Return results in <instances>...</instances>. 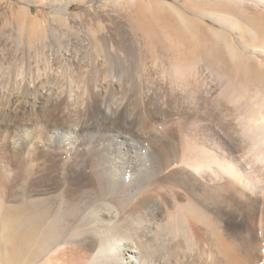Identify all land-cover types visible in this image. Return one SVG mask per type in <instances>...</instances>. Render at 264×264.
I'll return each instance as SVG.
<instances>
[{"label":"bare ground","instance_id":"1","mask_svg":"<svg viewBox=\"0 0 264 264\" xmlns=\"http://www.w3.org/2000/svg\"><path fill=\"white\" fill-rule=\"evenodd\" d=\"M212 1L232 6L237 13L232 12V19L227 15L211 18L237 31L240 37L251 35L253 43L247 46H251L252 55L247 59L256 65L254 72L263 73L264 41L259 38L264 35V16L250 14L246 4L251 1L264 6V0ZM71 2L63 0L57 10L61 17L66 15ZM10 10L19 25L26 22L31 26L30 9L20 14L10 3ZM210 32L215 40L223 35ZM21 37L22 34L19 48L24 43ZM53 39L56 40L54 35ZM31 41H27V51L35 45ZM78 46L80 52L88 51L81 42ZM228 46L227 51L235 59L237 52ZM248 67L244 64L242 70L250 73ZM4 78L0 106L2 100L10 103L3 114L13 113L15 120L18 114L28 117L27 125L35 130L18 134L14 120L0 136V162L11 172L6 177L0 175L1 264H51L53 258L49 257L58 259L55 264H264V147H246L248 139L243 136L248 135L250 128L242 127L247 128V134H239L236 122L232 126V142L238 143L232 147L218 146L219 141L227 145L230 137L214 120L204 125L216 142L191 143L183 136L181 125H189L198 139L200 107L212 112L216 109L215 100L199 99L194 104L196 99L190 106L185 102L183 107L166 100L152 103L143 98L122 103L105 99L120 85L99 84L85 88L92 98L84 101V120L71 126L63 121L67 116L58 111L69 112V106L78 101L69 94L65 97L62 85L29 97L32 83L25 73ZM261 81L264 84V78ZM44 96L49 97L47 102L52 106L43 104ZM36 109L43 110L41 117H33ZM259 121L264 123V113ZM98 122L109 129L107 140L85 147L84 141L74 139L77 134L83 139L90 137L86 131L94 129ZM253 132L256 146L264 140V134L260 137L259 130ZM20 163L23 168L18 173ZM81 189L88 194L83 195V201L82 196L79 198V210L87 208L77 215L74 201L71 200L73 208L66 209L65 204L71 205L67 204L68 199ZM16 190L18 197L13 194ZM10 201L17 203L14 207L4 206V202ZM72 209L78 219L75 215L76 221L71 223L73 232L69 233H74L76 239H67V233L66 242L61 241L69 246L60 248L59 240L69 226L64 223V210ZM70 221L73 219L67 223Z\"/></svg>","mask_w":264,"mask_h":264},{"label":"rangeland","instance_id":"2","mask_svg":"<svg viewBox=\"0 0 264 264\" xmlns=\"http://www.w3.org/2000/svg\"><path fill=\"white\" fill-rule=\"evenodd\" d=\"M72 1L66 15L61 17L57 10L61 8L63 0H0V86L4 85V77L8 74L19 76L23 73H25L27 80L33 86L28 89L29 97H35L38 93L48 90L54 85H62L63 95L66 97L69 94L70 97L73 96L72 100L75 98L78 101L75 105L69 106V112L66 109L58 111H61V115L67 116L63 121L66 125L71 126L78 125L84 120V101H90V98H92L85 92V88L98 86L99 84L103 86L120 85L119 90L114 93L109 92L105 99L108 101H123L122 103L139 102L143 98L151 100L152 103L166 100L171 104L183 107L186 104L190 106L192 101L194 102L196 99L197 102L195 101L196 103L194 102V104H197L199 99L203 101L204 99L212 100L213 102L215 100L216 109H213L214 111L212 112H208L204 106L200 107L199 114H202V120L200 121L198 139H196V134L189 125H181L183 136L187 139L186 141L191 143L199 141L203 145H205V142H216L215 136L204 125L209 120H214L221 129H224L225 135H228V138L230 137L228 140L230 146L223 143V141H219L217 143L219 147L236 145L237 140L235 143L232 142V126L234 122L239 125H237L239 134L244 135L245 130H247V128L243 130L242 127L250 128V130L248 129V135L253 138L250 140L248 135L243 136L248 139L246 147H264V140L258 141L260 145L257 144L255 146L253 144V140H256V135L253 131L259 130L261 133L260 137L264 134V123L259 121L260 114L264 113V84L261 81L264 78V72H254L256 65L247 59L248 56L252 55L251 46L247 45L253 43L254 39L251 35L240 37L237 31H231L226 26L214 22L211 18L213 15H222L223 17L227 15V17L230 16L232 19V6L225 3H215L212 0H134L136 2L135 5L127 3L132 0ZM205 1L213 8L209 15H207V10H205L207 12L206 15H203L201 12L203 10H199L200 8L195 10L186 9L190 6H203L206 3ZM249 2L246 4V9L250 14L260 13L264 16V6ZM10 3L15 4V10L20 14L30 9V18L33 21L30 27L26 22H21L25 25H19L16 22V19L11 15ZM169 5L173 8H178L190 19L204 22L206 26L204 27L200 24L195 28L192 23H189L186 36L183 30L178 29L176 24L174 25L170 8L167 7ZM233 13L237 15L236 12ZM240 20L245 24L243 19ZM229 24L232 25V23ZM24 26L25 28L23 29L22 27ZM18 28L22 31H19ZM29 28L30 32L32 31V35L28 32ZM209 29L210 31L220 32L223 35L220 39L215 40V36ZM51 30H53V33ZM21 34L23 36L21 37L22 42L24 43L19 48L18 40ZM52 34L55 36V41ZM28 39L35 44L32 45L31 50L33 51L34 49L36 51H27ZM33 39L36 43H34ZM225 39L229 42L226 43ZM74 40H76V43ZM39 41H44V44ZM259 41H264V35L260 36ZM80 42L88 49L86 53L78 50ZM228 45L233 46L237 52L234 56L235 59H232V55L227 51L226 47H229ZM22 46L24 47L23 49L21 48ZM44 47L46 48L43 49ZM30 52L31 54H29ZM262 61L264 65L263 58ZM244 64L249 66L250 73H245L242 70ZM76 87L77 90L75 89ZM196 89H198L199 93H197ZM206 90H209V92L207 93ZM165 94L166 99H164ZM182 97L183 100L181 99ZM44 99L43 104L45 106H52L51 102H47L49 97L44 96ZM9 103L7 99L1 101L0 136L2 131L7 129V124L15 120V114H3ZM238 103L240 106H237ZM42 115L43 110L36 109L33 117H41ZM17 116L19 118L17 117L14 121L15 132L19 131L22 135L23 133H32L35 130L32 126L27 125L25 119L28 117L23 118L20 114ZM255 122H259V124L255 125ZM102 123L98 122L96 124L97 127L95 126L94 129L86 131V133L90 132V137L83 139L77 134L74 139L84 141L85 147H93L97 142L107 140L110 132L109 129L103 127ZM91 136H94L96 141L92 140ZM54 147H57V145L55 144ZM19 160L23 159L20 157ZM20 165V167L18 166V173L22 172L23 165L21 163ZM6 168L5 164L0 162L1 176L6 177L8 176L7 174L11 173ZM18 192L19 190L16 193L14 191V197L16 195L17 197L19 196ZM0 194L2 195L0 197L2 200L3 192ZM74 194L76 195H74L75 198L71 195L67 204L77 200L73 204L77 205L75 208L78 207V211L73 208L74 205L72 204V206L69 205L71 207L65 204V207L66 209L73 208L76 210V214L79 212L81 215L85 211L84 208L86 206L79 210V208L81 209L79 207L81 203L78 200L81 196L80 200H85L84 197H87L85 194L88 193L86 190L81 189ZM16 203L11 201L4 202V206L14 207ZM73 209L70 211L74 214L75 211L73 212ZM64 211L68 212H65L66 214L70 213L68 210ZM66 214V218H63L64 221L66 220L64 223L66 226L69 224L71 229L69 226L66 227L65 235L64 237L62 236L63 239L61 237L59 240L60 246L58 247L60 248L69 246L64 245L65 243L63 244L61 240L66 242L68 238L76 239L74 233H69V231L72 230L71 232H73L74 226L71 223L75 222L76 218L78 219L77 215L79 214ZM75 215L76 218L74 217ZM68 216H72V218ZM67 218H69L68 221ZM72 219L73 221L67 223ZM65 236H67V239H64ZM66 244L69 243L67 242ZM49 258H53L50 259L51 264H55L58 260L56 257Z\"/></svg>","mask_w":264,"mask_h":264},{"label":"crops","instance_id":"3","mask_svg":"<svg viewBox=\"0 0 264 264\" xmlns=\"http://www.w3.org/2000/svg\"><path fill=\"white\" fill-rule=\"evenodd\" d=\"M205 2L206 3H204L203 6H200V7L190 6V7H187L186 9L187 10H195V9L200 8L199 10H203V11H201L203 15H206L207 12H208L207 15H209V13H211V11H213V8L209 5V3L207 1H205ZM127 3L130 4V5H135L136 4V2L134 0L129 1ZM167 7L170 8V13L172 15L174 25L176 24L178 29L180 28L181 30H183L186 36H187V30H188L189 23H192L195 28H196V26H198L200 24L202 26H204V27L206 26V24L204 22L197 21V20H194V19H190L185 14H183V12H181L178 8H173L170 5L167 6ZM205 10H207V12H205ZM179 15H180V17H179ZM202 26H200V27L204 28Z\"/></svg>","mask_w":264,"mask_h":264}]
</instances>
